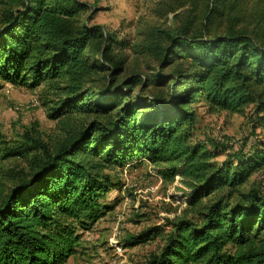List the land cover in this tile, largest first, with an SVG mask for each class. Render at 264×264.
I'll return each mask as SVG.
<instances>
[{"label":"trees","instance_id":"1","mask_svg":"<svg viewBox=\"0 0 264 264\" xmlns=\"http://www.w3.org/2000/svg\"><path fill=\"white\" fill-rule=\"evenodd\" d=\"M90 7L0 0V78L40 88L59 130L48 139L26 133L10 153L36 152L0 198V264H65L104 215L112 172L137 155L184 185L169 230L129 240L163 236L143 264H264V192L241 191L264 172V0L157 1L175 25L144 33L137 50L151 63L130 73L124 40L94 23ZM199 103L246 116L254 141L237 149L197 139Z\"/></svg>","mask_w":264,"mask_h":264},{"label":"rangeland","instance_id":"2","mask_svg":"<svg viewBox=\"0 0 264 264\" xmlns=\"http://www.w3.org/2000/svg\"><path fill=\"white\" fill-rule=\"evenodd\" d=\"M97 10L93 22L102 24L109 33L124 40L122 50L127 56L126 73L148 71L149 58L138 52L137 45L152 26L173 27V15L159 16V0H81ZM90 12V10H89ZM151 65L156 67L155 63ZM40 88L14 85L0 78V198L31 169V157L36 152L11 154L23 148L26 133L48 139L58 133L57 122L48 117L40 100ZM39 101V104H34ZM199 119L195 127L197 139L218 138L241 148L248 141L251 126L246 116L238 113H210L197 104ZM258 131V130H257ZM250 133V134H249ZM249 134V135H248ZM219 155L218 162L226 159ZM117 186L103 199L105 213L90 229L84 230L78 252L65 264H143L148 254L157 250L163 236L130 245L132 237L149 227H162L165 232L169 219L181 213L184 185L176 176L173 183L164 181L158 168L145 155H137L122 168L112 172ZM264 192V172L255 173L241 188Z\"/></svg>","mask_w":264,"mask_h":264},{"label":"built area","instance_id":"3","mask_svg":"<svg viewBox=\"0 0 264 264\" xmlns=\"http://www.w3.org/2000/svg\"><path fill=\"white\" fill-rule=\"evenodd\" d=\"M34 104H35V105H36V104H39V101H37V102H36V103H34Z\"/></svg>","mask_w":264,"mask_h":264}]
</instances>
